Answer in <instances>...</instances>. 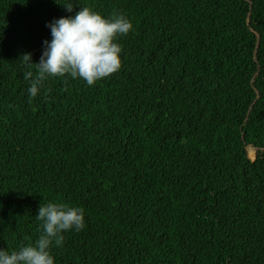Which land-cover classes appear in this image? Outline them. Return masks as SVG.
I'll return each instance as SVG.
<instances>
[{"label":"trees","instance_id":"16d2710c","mask_svg":"<svg viewBox=\"0 0 264 264\" xmlns=\"http://www.w3.org/2000/svg\"><path fill=\"white\" fill-rule=\"evenodd\" d=\"M0 0V248L85 210L56 264H264V0ZM126 15L122 66L28 92L47 23ZM33 76L28 77L27 73Z\"/></svg>","mask_w":264,"mask_h":264},{"label":"clouds","instance_id":"9594fccd","mask_svg":"<svg viewBox=\"0 0 264 264\" xmlns=\"http://www.w3.org/2000/svg\"><path fill=\"white\" fill-rule=\"evenodd\" d=\"M76 6L75 0H67L62 7L72 13ZM46 26L52 38L43 42L39 63L32 62L31 53L22 55L26 65L38 66V74L28 88L33 97L49 77L80 78L92 86L118 72L123 51L118 37L133 30L126 15L109 18L87 6H80L74 15L54 18ZM27 75L31 78L33 73ZM36 218L42 221V231L35 242L21 245L18 250L0 248V264H56L53 243L61 246L65 232H78L86 226L85 210L63 202L41 203Z\"/></svg>","mask_w":264,"mask_h":264},{"label":"rangeland","instance_id":"374dc122","mask_svg":"<svg viewBox=\"0 0 264 264\" xmlns=\"http://www.w3.org/2000/svg\"><path fill=\"white\" fill-rule=\"evenodd\" d=\"M263 154L264 151L255 146H248L246 148V156L252 163L258 164L259 158L262 157Z\"/></svg>","mask_w":264,"mask_h":264}]
</instances>
